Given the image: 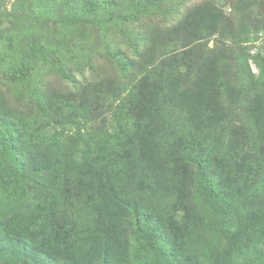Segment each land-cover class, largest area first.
<instances>
[{
  "label": "trees",
  "instance_id": "1",
  "mask_svg": "<svg viewBox=\"0 0 264 264\" xmlns=\"http://www.w3.org/2000/svg\"><path fill=\"white\" fill-rule=\"evenodd\" d=\"M167 2L36 0L31 21L55 13L61 31L73 34L45 40L29 30L26 41L10 37L8 56L0 51V75L15 87L43 69L60 68L61 58H68L74 70L60 68V77L55 75L61 80L74 82L77 73L87 70L93 79L76 83L75 92H50L31 84L28 96H23L26 88L18 90L16 95L24 99L19 106L0 92V264H178L174 256L180 261L167 235L187 226L182 210L189 204L177 177L193 163L209 199L218 200L215 176L204 174L219 151L221 95L233 101L238 92L245 96L264 85V74L257 77L248 65V50H234L248 30L263 29L264 0H242L249 9L262 11L236 24H227L223 11L206 1L176 24L158 26L153 17L166 10ZM112 30L126 38L128 48L124 41L107 46L103 61L94 63L87 40L107 39ZM213 35L227 40L209 48ZM109 57L106 72L100 67ZM109 111L120 122L129 119L128 133L99 130L91 148L72 153L73 168L67 171L63 132L73 128L83 140L81 120H97ZM80 159L82 170L76 167ZM76 170L82 172L78 192L67 195L57 179L64 177L65 183ZM19 181L29 187V199L16 208L12 203H20L13 201ZM172 191L181 194L165 204ZM250 226L264 233V211L248 214L222 256L210 264H256L250 253L245 261L238 258L240 240ZM121 232L134 243L131 262L127 248L121 247ZM263 238L251 246L259 247Z\"/></svg>",
  "mask_w": 264,
  "mask_h": 264
},
{
  "label": "rangeland",
  "instance_id": "2",
  "mask_svg": "<svg viewBox=\"0 0 264 264\" xmlns=\"http://www.w3.org/2000/svg\"><path fill=\"white\" fill-rule=\"evenodd\" d=\"M206 1H212L216 7L223 11L227 24L228 22L236 24L249 13L255 19L256 15L262 11L257 6L249 9L243 4L242 0H168L166 10L153 18L158 26L167 27V25H174L190 10ZM35 2L36 0H0V51L5 50L4 55H9L7 47L10 44V37L16 39L13 42L17 40L26 41L27 39H24V37L27 32L29 36V30L40 34V36L45 35V40L51 37L73 34L67 33V30L65 32L61 31V24L58 21L55 22V13H48L38 21H31V17L35 12ZM173 11L176 12L171 14ZM262 20L264 21V17H262ZM262 26L263 29L251 28V30H248L247 33L249 34L245 36L246 38L238 39L241 47L234 46L235 52L240 49L246 54V50H248V65L252 73L257 77L264 74V23H262ZM235 29L236 27L232 28V30ZM240 33H244V31ZM107 37V39H102L99 36H93L86 42L87 48L93 52L90 57L94 58L93 62L96 64L103 61L104 50L107 46L114 47L116 45L118 47L119 42L124 41V49L128 48L125 45L127 42L126 38L118 30H112ZM226 40L222 36L213 35L208 40V47H219L220 41ZM59 61L62 64L60 66L62 71L70 73L74 71L70 70L72 63L68 58H61ZM110 63L112 61L109 57V60L107 59L100 68L107 72ZM80 67V65H76L73 68L80 69ZM60 68L43 69L37 77H33V79L39 81L38 83L36 80L29 79L17 87L11 82H6L3 76L0 75V92L10 104L19 106L24 104L20 103L24 99L20 100L21 98H18L16 95L18 90L26 88L23 96H28L30 95L29 88L31 84L34 87L50 92H58L64 89L75 92L78 87L76 83L83 84L84 81H93L90 70L85 71L83 75L75 72L74 82L72 81L73 79L71 82L61 80L58 78V76L60 77L58 74L60 73ZM99 72L101 73V71ZM236 97L235 100L229 101L226 96L221 95L223 119L221 127L218 129L219 134H217L219 135L217 139L220 140L218 142L219 151L216 150L214 152L215 158L212 166H210L211 169L206 170L204 174L205 177L211 174L215 176L212 183L217 184V187L213 194L216 195L218 200L209 199L205 193L207 191L205 185L201 184L202 180H199L198 170L193 163H191L189 170L185 174H179L177 177L179 187L184 186L182 190L184 191L186 206L187 203L189 204L188 208L182 210L184 213L187 212L185 216L187 220L184 222L187 226L183 229L184 231L178 233V231L173 230L167 233L174 240L173 251L181 256L180 261L178 257L174 256V260L178 264L212 263L216 258L222 256L227 247L229 237H232L233 232L238 230L239 224L245 222L246 216L251 213L264 211V85L259 90H256L255 93H245L244 96V93L238 92ZM121 117L120 115L119 118ZM116 118L117 116H113L111 111H109L97 120L82 119L78 127L84 132L83 140L78 139L77 133L73 128H68L63 132L61 143L64 153L68 155L67 171H71L73 168V160L70 159L72 153L76 152L79 147L81 149L84 147L91 148V142L95 143L97 141L96 136L99 130L104 128L108 133H113L116 130L119 135L128 133L131 125L129 119L125 124ZM210 128L215 129V127ZM214 134L215 131L212 130L211 135ZM213 147H215V144H213ZM83 162L84 159H80L76 167L81 165V170L84 169V166H82ZM68 174L70 176L69 179L67 178L68 180L65 179V181L67 180L65 183L63 182L64 177L58 178L57 181L60 185L62 184V191L67 193V195H76L78 191L75 189V185L78 177H80L78 175L82 174V172L76 170L77 175ZM166 179L165 182L168 180ZM19 182V190L13 201L20 203H17L16 206L12 203L13 207L16 208L20 204L23 205V203L25 206L28 205L27 200L29 199V187L25 186L23 182ZM173 184L176 188L175 179ZM176 193L181 194V191H172V194H169L164 199L165 204L171 205ZM80 195L81 192H79L78 196ZM70 212L74 213V209L68 210L69 214H71ZM104 230L106 229L104 228ZM245 231L244 236L240 240L238 258L245 261L247 260L246 254L250 253V260L257 258L256 264H264V238L259 247L251 246L264 233H260L252 226ZM123 234L124 232H121L120 238L124 243L121 247L123 249L127 248L126 258L128 255L129 262H131L134 243L129 239L127 233L124 238ZM14 244L11 243L12 246ZM146 247V245L142 244V248H140L144 251ZM116 255L119 256L118 254Z\"/></svg>",
  "mask_w": 264,
  "mask_h": 264
}]
</instances>
